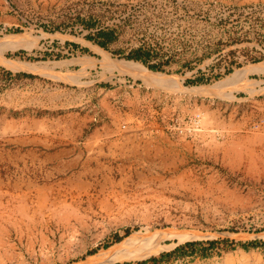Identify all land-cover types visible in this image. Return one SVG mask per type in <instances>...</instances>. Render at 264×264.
I'll use <instances>...</instances> for the list:
<instances>
[{
    "label": "rangeland",
    "instance_id": "obj_1",
    "mask_svg": "<svg viewBox=\"0 0 264 264\" xmlns=\"http://www.w3.org/2000/svg\"><path fill=\"white\" fill-rule=\"evenodd\" d=\"M5 38L41 68L0 64V264H75L145 228L198 235L109 264H264V0H0ZM36 148L46 171L15 159Z\"/></svg>",
    "mask_w": 264,
    "mask_h": 264
},
{
    "label": "bare ground",
    "instance_id": "obj_2",
    "mask_svg": "<svg viewBox=\"0 0 264 264\" xmlns=\"http://www.w3.org/2000/svg\"><path fill=\"white\" fill-rule=\"evenodd\" d=\"M8 40L9 38L8 39L5 38L3 41L0 42L1 49L5 47H14L8 44ZM0 64L12 70L34 71V70H40L41 68V67L38 68L37 66L24 61H15V60L7 59L2 55H0ZM113 64L115 65V67L119 68L120 70H124L135 76L141 77L146 81L147 84L167 85L168 83V79H167L168 77L165 78L163 77L165 75L162 74L160 75V73L157 74L158 72L149 73L147 68L138 62L122 60L119 62L115 61ZM257 66L256 69L255 68L249 69L248 71H256L258 69ZM242 72L244 71H242L241 69L236 70L232 74V76L233 77L239 76L240 74H242ZM211 90L212 89L203 90V88L194 89V91L196 92H206V93L210 92ZM212 93L214 92L212 91ZM197 235L198 234L194 231H187V230L181 231L174 228L157 229V230H151L149 228H145L143 230H138L131 233L130 235L126 236L118 243L109 246L107 248H104L102 250H99L95 254L86 258L85 260L75 264H109L113 262L141 260L143 258H147L148 256H151L152 254H156L167 248V245L163 243L165 239H175L177 241H183L186 239L193 238Z\"/></svg>",
    "mask_w": 264,
    "mask_h": 264
},
{
    "label": "crops",
    "instance_id": "obj_3",
    "mask_svg": "<svg viewBox=\"0 0 264 264\" xmlns=\"http://www.w3.org/2000/svg\"><path fill=\"white\" fill-rule=\"evenodd\" d=\"M112 131L113 132H112L111 138L115 142L125 141L126 143H129V142H134L139 138V136L132 131L126 132V133H119L117 132V129L112 130ZM29 152H30V155L28 156L18 155L15 159L17 160L18 163L19 162H29L31 164H34L32 167V170L36 171L39 168L42 171H46V169H49L48 166L51 164V162L54 161V157L52 155L46 154L44 153V151L38 152L37 148L35 149V151L30 149Z\"/></svg>",
    "mask_w": 264,
    "mask_h": 264
},
{
    "label": "trees",
    "instance_id": "obj_4",
    "mask_svg": "<svg viewBox=\"0 0 264 264\" xmlns=\"http://www.w3.org/2000/svg\"><path fill=\"white\" fill-rule=\"evenodd\" d=\"M102 38V40H96V43L99 44L102 47H106V45L111 42L114 39V36L111 32H100L98 35V38ZM128 58H134V59H139L144 61V58L142 57L141 54L138 52H132L127 55ZM194 83L199 82V80L192 81ZM210 244H213V242H210ZM243 248H247V246L242 245ZM155 261V259H153Z\"/></svg>",
    "mask_w": 264,
    "mask_h": 264
}]
</instances>
